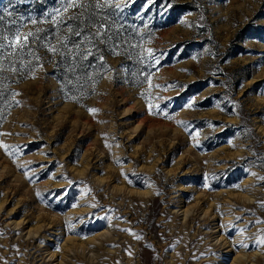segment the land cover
<instances>
[{
    "label": "rangeland",
    "instance_id": "1",
    "mask_svg": "<svg viewBox=\"0 0 264 264\" xmlns=\"http://www.w3.org/2000/svg\"><path fill=\"white\" fill-rule=\"evenodd\" d=\"M60 3L0 0V12L13 13L0 32H15L21 17L36 19L22 31L40 28L55 44L51 23L39 21ZM106 12L113 32L120 29V54L101 45L104 67L97 58L94 67L82 61L69 85L67 64L33 43L39 61L25 55L32 64L20 69L13 57L20 70L0 75V142L14 151L0 148V257L7 264H120L123 237L134 252L138 227L149 260L151 235L189 218L188 232L199 239L191 252L197 243L218 245L204 251L202 264H231L240 253L242 264H264L256 243L264 234L256 223L264 221V181L257 179L264 176V0H127L122 12ZM13 18L18 23L9 24ZM149 48L159 65L147 59ZM149 103L161 114H150Z\"/></svg>",
    "mask_w": 264,
    "mask_h": 264
},
{
    "label": "snow or ice",
    "instance_id": "2",
    "mask_svg": "<svg viewBox=\"0 0 264 264\" xmlns=\"http://www.w3.org/2000/svg\"><path fill=\"white\" fill-rule=\"evenodd\" d=\"M146 2L150 6L154 0H146ZM126 6L127 0H125L124 4L118 2V0H61L60 7L54 9L48 20L39 21L41 23H51L54 32L50 33V35L52 39L56 41L55 44H53L47 36L40 35L43 31L40 28H37L35 31H22L26 23L36 25L38 20L29 19L25 21L23 17H21L19 21L20 26L16 28L15 32L11 34L0 32V75L4 72L16 73L24 67H29L32 61L26 60L25 55L31 56L35 61H39L41 58L36 55V52L31 47L33 43L43 46L50 54V58H57L54 61L57 65L60 61L67 64V70L70 74L68 80L69 85L72 84L71 74L78 73L80 68L84 67L81 63L82 61H89L87 67H94V64L90 61L91 58H97L99 62L98 66L104 67L105 59L101 45L108 47L111 54H120L117 51L120 45L115 43V38L120 35V29L118 28L113 32L112 24L109 23V14L106 10L114 9L117 12H122L123 8ZM165 6L169 7L171 5L166 4ZM6 17H13V13L7 10L0 12V25L4 23ZM8 23L16 24L18 22L13 18L9 19ZM112 23H115V21H112ZM133 47H139V45ZM146 53L148 60H154L155 65L160 64L159 59L155 57V53L152 49H146ZM13 57L20 58L18 61L20 69H18L17 63L12 61ZM144 59V53L142 52V63ZM141 75L144 76L149 86L153 87L151 83V74L142 72ZM4 90H6V86H0V98H3ZM12 95H18V93H13ZM148 96H150V93ZM148 96H145L146 100ZM192 106L191 104L188 105V107ZM148 108L150 114H161L159 105L156 106V111H153L151 103L148 104ZM88 111L90 113H95L97 110L88 109ZM163 114L166 119H171L169 114ZM185 127L187 126L185 125ZM0 148H3L5 153L9 156L14 155L13 146L0 142ZM259 163L264 165V160H260ZM251 175L257 176L255 172L251 173ZM25 176L26 179L31 180V178L27 176V173H25ZM257 179L264 181V176H257ZM261 206L264 207V203H262ZM256 223H264V221L257 220ZM135 238L140 239L139 236ZM256 243L264 246V234L257 238ZM244 246L246 247V245ZM0 261L7 264L6 259L3 257H0Z\"/></svg>",
    "mask_w": 264,
    "mask_h": 264
},
{
    "label": "bare ground",
    "instance_id": "3",
    "mask_svg": "<svg viewBox=\"0 0 264 264\" xmlns=\"http://www.w3.org/2000/svg\"><path fill=\"white\" fill-rule=\"evenodd\" d=\"M139 194L145 196V195H148L149 192H143V193H139ZM124 208L126 210H125V212L123 211L124 213H122L123 217H124L123 219L127 220L131 217V214L129 213V211L131 212V210L130 209H129V211L127 210L129 208L128 206H124ZM211 209H212V207H211ZM189 211H190V208L185 209L183 211V215L186 217L188 215ZM203 214L204 215L207 214V217H208L211 215V212H208V210H206V211H203ZM203 220H205V218ZM188 223H189V218H188V222L185 221L184 223H182V224L180 223L177 226L173 225L172 227H169L167 230H165L162 233V235L160 237L157 234L151 235V238L153 239V241L150 244L153 246V253H151V257L149 260H144V258L142 257L143 241L135 238L136 236H138L143 231L139 230L140 228L137 229L138 227H135V230L133 229L134 230V237L132 238V240L135 241L134 242L135 251L133 250L134 252H132V250L130 248L131 247V245H130V242H131L130 238L131 237L128 238V237H125L123 235L124 236L123 237V243L126 245V248L123 249V252L120 254V262H121L120 264H160L163 257H164V260H163L164 263L163 264H202L203 260L200 261L199 258L203 255V253H205L204 251H206L208 249H212V248H216V251H217L218 245H207L206 244L205 247H202V243H201V245H199V243H197V248L195 247L194 251L191 252V250H190L191 244L193 242L195 243V240L198 239L197 238L198 236H195V234H190L188 232V228L190 227V225H188ZM132 226H133V224H132ZM129 227L130 226L128 225L124 229L128 230V229H130ZM35 232H36V230H29L28 234L35 233ZM106 232H108V231L103 232L101 234V236L106 235ZM129 236H130V234H129ZM218 238H215V240L217 241ZM94 241H97V239H95ZM200 242H201V240H200ZM78 247L80 248V251H82V253H84V247H83L81 242L78 244ZM78 247L77 248L75 247V250H78ZM66 250L69 253L71 250H73V246L72 247L68 246ZM192 253H194L195 256H193L191 258L189 256ZM206 253H209V255H212L211 252H206ZM52 256H53V254H52ZM212 256H215V255L213 254ZM243 257H244V253L238 254L233 259L231 264H242L243 263ZM89 259H91V261H92L93 255L90 254ZM165 259H167V261H165ZM190 260H194L195 262L193 263V261H192V263H191ZM249 262H250V260H249ZM58 264H67V263L63 260ZM205 264H207V263H205Z\"/></svg>",
    "mask_w": 264,
    "mask_h": 264
},
{
    "label": "trees",
    "instance_id": "4",
    "mask_svg": "<svg viewBox=\"0 0 264 264\" xmlns=\"http://www.w3.org/2000/svg\"><path fill=\"white\" fill-rule=\"evenodd\" d=\"M73 23H75V22H73ZM68 76V75H67ZM60 79V78H59Z\"/></svg>",
    "mask_w": 264,
    "mask_h": 264
}]
</instances>
